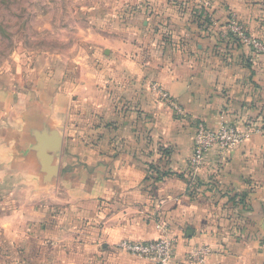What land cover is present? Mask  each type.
Segmentation results:
<instances>
[{"label": "crops", "instance_id": "obj_1", "mask_svg": "<svg viewBox=\"0 0 264 264\" xmlns=\"http://www.w3.org/2000/svg\"><path fill=\"white\" fill-rule=\"evenodd\" d=\"M180 1L188 15L192 12L186 19L166 14L167 6L176 10L161 0L157 20L171 24L170 40L162 42V33L155 31L153 48L146 51L151 56L143 57L144 50L130 59L121 56L114 77L78 81L72 91L66 80L58 90L35 83L26 92L0 91L7 115L0 164L25 166L32 173L26 182L32 189L11 194L23 197L15 203L12 227L27 230L16 238L22 246L19 261L155 264L119 245L166 236L174 241L173 264H193L190 254L197 248L211 251L198 264H264V52L235 40L218 44L216 36L207 38L199 30L196 18L189 19L208 10L216 29L234 12L264 43V0ZM179 31L184 45L176 42ZM138 34L150 37L151 32L148 27ZM126 76L149 86L153 82L171 98L162 100L152 89V95L137 94L138 114L118 112L114 103L124 97L118 98L114 87L124 91ZM89 89V99L83 98ZM95 96L98 102L104 98L100 107L90 105ZM74 100H85L90 109L82 101L85 111L74 109ZM200 122L215 131L234 124L255 126L257 132L227 155L212 152L194 179L190 160ZM158 142L170 148L167 160L152 151ZM150 164L171 174L148 181ZM40 196L42 205L33 206ZM51 198L52 204L45 203Z\"/></svg>", "mask_w": 264, "mask_h": 264}, {"label": "rangeland", "instance_id": "obj_2", "mask_svg": "<svg viewBox=\"0 0 264 264\" xmlns=\"http://www.w3.org/2000/svg\"><path fill=\"white\" fill-rule=\"evenodd\" d=\"M166 1L173 4L176 10L170 12V6H167L166 14H176L186 19L192 13L189 12L188 15L185 1ZM160 4H162L161 0H0V91L9 92L19 89L21 92H26L28 85L31 84L32 88L35 83H39L40 88L50 84L58 90L61 88V82L65 80L66 89L72 91L78 81L85 85L86 82L95 83L97 79H106L108 73L112 74L110 77H114L116 72L120 71L121 56L130 59L138 56L142 50H144L143 57L151 56L147 55L146 51L150 50L155 42L152 34L155 31L162 33L163 38L160 39L162 42L170 40L171 24L157 20L162 14ZM193 15L189 19L196 18L199 30L207 38L216 36L218 44L238 41V36L232 30L234 21L243 27L248 36L253 37L237 13H230L228 22L216 29L212 28L213 14L208 10L202 12L201 16H199L200 12L199 15ZM172 17L176 16L172 15ZM148 27L151 32L150 37L137 35ZM183 33L184 31L177 32L178 45L185 44L181 39ZM127 41H130L129 48H125L129 46ZM261 42L263 43V40ZM133 46L136 48L134 49ZM140 76L141 74H138L136 77L140 78ZM126 81L127 88L124 91L120 90L119 86L114 87L118 98L124 97L114 104L118 112L123 113L128 109L138 114L140 103L137 94L147 91L152 95L150 91L154 90L151 86L153 82L149 83L150 87L145 81L140 83L136 78L127 77ZM78 86L80 88V85ZM85 95V99H89L90 89L86 90L82 97L84 98ZM113 95L115 97L114 93ZM95 99L96 96L92 99L91 106L103 105L101 101L104 98L100 102ZM81 101L71 102L73 108L84 112L87 106L86 110H89L85 102L82 108ZM6 117V107L0 103V140L6 127L3 123ZM247 127L249 126L241 128ZM149 136L146 135L147 140L150 139ZM0 172L1 177L4 176L6 181H2L4 184L0 191V264H24L16 258L22 248L17 245L16 238L19 234H25L27 230L24 225L19 230L12 227L17 219L16 214H13L15 203L18 204V198L23 197L18 196L14 199L11 194L13 191L29 189L32 184L26 182L28 175L32 173L25 166L18 165L13 168L1 164ZM16 175L20 177L17 178ZM3 190L7 193L6 196L1 195ZM54 195L62 197L61 193ZM45 203L52 204L53 198L46 200ZM35 205H42L41 196L33 206Z\"/></svg>", "mask_w": 264, "mask_h": 264}, {"label": "built area", "instance_id": "obj_3", "mask_svg": "<svg viewBox=\"0 0 264 264\" xmlns=\"http://www.w3.org/2000/svg\"><path fill=\"white\" fill-rule=\"evenodd\" d=\"M232 30L238 36V42L243 46L250 47L257 52H264V44L248 36L242 26L236 21L232 23ZM158 91L163 100H169V93L160 90L156 85L153 86ZM174 105L177 113H181L178 106ZM257 130L254 127L245 129L234 125H223L219 130L215 131L209 128L205 123L200 122L196 127L193 154L190 160L191 174L196 179L199 173L207 165L208 156L217 151L222 155H227L243 145ZM119 248L130 255L138 256L152 260L155 264H173L175 260L174 241L170 237H161L150 242H133L123 241ZM209 248H197L192 252L191 260L193 264L204 261L210 254Z\"/></svg>", "mask_w": 264, "mask_h": 264}, {"label": "trees", "instance_id": "obj_4", "mask_svg": "<svg viewBox=\"0 0 264 264\" xmlns=\"http://www.w3.org/2000/svg\"><path fill=\"white\" fill-rule=\"evenodd\" d=\"M251 127H255V126H251ZM151 143H152V141H149V139H148V144L151 145ZM152 147H153L152 151L155 152V150H156V152L159 154V159L167 160V158L169 156V150H170L169 147H167L162 142L155 143V145ZM150 168H151L150 169L151 174L147 178L148 181H160V180H163L164 177L169 176L171 174L169 171L162 170L160 166L150 164Z\"/></svg>", "mask_w": 264, "mask_h": 264}, {"label": "water", "instance_id": "obj_5", "mask_svg": "<svg viewBox=\"0 0 264 264\" xmlns=\"http://www.w3.org/2000/svg\"><path fill=\"white\" fill-rule=\"evenodd\" d=\"M187 235L189 236V233H187Z\"/></svg>", "mask_w": 264, "mask_h": 264}]
</instances>
